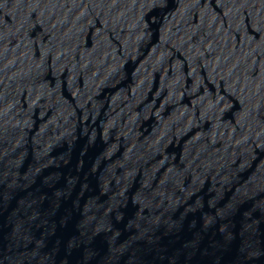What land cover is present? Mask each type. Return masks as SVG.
Returning a JSON list of instances; mask_svg holds the SVG:
<instances>
[{
    "label": "water",
    "instance_id": "1",
    "mask_svg": "<svg viewBox=\"0 0 264 264\" xmlns=\"http://www.w3.org/2000/svg\"><path fill=\"white\" fill-rule=\"evenodd\" d=\"M0 264H264V0H0Z\"/></svg>",
    "mask_w": 264,
    "mask_h": 264
}]
</instances>
